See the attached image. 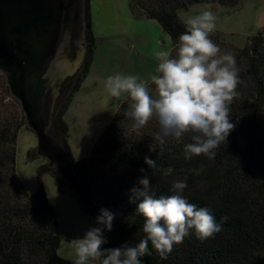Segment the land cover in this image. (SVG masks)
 Returning <instances> with one entry per match:
<instances>
[{
  "label": "trees",
  "instance_id": "1",
  "mask_svg": "<svg viewBox=\"0 0 264 264\" xmlns=\"http://www.w3.org/2000/svg\"><path fill=\"white\" fill-rule=\"evenodd\" d=\"M238 0H130L135 17L153 19L166 33L175 55L178 37L185 29L178 11L193 4L233 7ZM83 22L85 52L78 68L70 76L72 85L51 115L50 126L65 148L63 116L70 96L85 78L93 61L95 36L88 1L85 0ZM210 38L226 43L219 33ZM264 37L261 32L250 37L247 45L234 51L240 83L231 105V121L236 124L225 143L214 149V159L206 155L184 158V144L190 135L176 141L168 139L160 145L152 137L159 131L155 120L142 129H134L133 121L124 116L123 101L103 132L93 144L90 154L73 161L76 183L92 202L94 210L73 197L79 205L96 217L100 209L115 213L112 229L104 230L106 243L102 249L135 246L144 238V218L137 212L139 200L130 201L133 187H142L138 178L150 177L151 194H174L173 181H185L182 195L197 207H207L221 225L213 238L201 241L194 233L175 245L162 259L149 244L142 264H264ZM256 52V53H254ZM158 75V74H157ZM155 94V86L149 82ZM30 130L19 101L11 94L5 76L0 73V264H74L58 253L60 228L56 212L38 182L36 192L29 193L16 168L17 135ZM31 131V130H30ZM154 148L155 150H151ZM36 155L35 148L28 157ZM145 157L155 160L158 169H150ZM174 169L169 176L162 169ZM143 168L145 171L140 172ZM59 188L70 186L54 166L45 165ZM100 226L97 225L96 227ZM102 227V226H101Z\"/></svg>",
  "mask_w": 264,
  "mask_h": 264
},
{
  "label": "clouds",
  "instance_id": "2",
  "mask_svg": "<svg viewBox=\"0 0 264 264\" xmlns=\"http://www.w3.org/2000/svg\"><path fill=\"white\" fill-rule=\"evenodd\" d=\"M185 31L178 37L173 50L155 53L158 66L150 82L137 75L116 73L104 80V89L110 98L127 103L124 116L131 119L134 129L144 128L155 120L159 131L153 139L164 145L168 139L182 140L184 158L206 155L214 159V149L225 143L236 124L231 121V105L237 97L240 83L235 53L222 52L210 36L216 31V16L209 9L184 20ZM151 150H155L152 148ZM150 169H158L155 160L145 157ZM144 172L143 168L139 169ZM165 176L173 173L172 167L162 169ZM140 188L133 187L130 201L139 200L137 212L144 218V238L135 246L102 249L107 241L104 230L112 229L115 213L100 209L97 227H89L82 237L70 240L75 252L74 264H142V257L151 248L166 259L173 247L182 244L185 237L194 233L204 241L221 231V225L207 207H197L182 195L185 181L172 183L171 195L155 197L151 194L150 177L138 178ZM102 226V227H101Z\"/></svg>",
  "mask_w": 264,
  "mask_h": 264
},
{
  "label": "rangeland",
  "instance_id": "3",
  "mask_svg": "<svg viewBox=\"0 0 264 264\" xmlns=\"http://www.w3.org/2000/svg\"><path fill=\"white\" fill-rule=\"evenodd\" d=\"M87 1L96 48L89 71L79 88L70 96L63 116L66 124L63 134L65 149L73 161L89 156L93 144L124 101L123 98L117 100L108 96L104 80L110 75L121 73L137 75L150 82V77L157 75L155 69L159 61L155 53L171 49L170 39L157 21L138 18L131 13L130 0ZM209 9L216 16L217 28L212 35L219 33L226 40V43L219 45L222 52H234L236 48L247 45L250 37L258 32L264 37V0H238L233 7L197 3L179 10L178 17L184 21ZM68 87L61 97L59 94L56 96L55 104L59 105ZM49 131L50 134L55 133L52 126ZM52 136L59 140L61 138L60 134ZM36 145L37 139L32 131H19L16 168L29 193L37 191L38 182L42 184L59 223L57 253L61 258L75 262L70 240L82 237L89 227H96V222L94 216L75 200L72 187L59 188L56 179L44 169L47 164L44 157H28V152Z\"/></svg>",
  "mask_w": 264,
  "mask_h": 264
},
{
  "label": "water",
  "instance_id": "4",
  "mask_svg": "<svg viewBox=\"0 0 264 264\" xmlns=\"http://www.w3.org/2000/svg\"><path fill=\"white\" fill-rule=\"evenodd\" d=\"M83 22L84 0H0V73L36 136V155L94 210L74 179L72 159L47 131L59 84L83 58Z\"/></svg>",
  "mask_w": 264,
  "mask_h": 264
},
{
  "label": "flooded vegetation",
  "instance_id": "5",
  "mask_svg": "<svg viewBox=\"0 0 264 264\" xmlns=\"http://www.w3.org/2000/svg\"><path fill=\"white\" fill-rule=\"evenodd\" d=\"M84 6H85V1H84ZM85 40V39H84ZM86 43L84 42V52H85V47H86V45H85ZM83 56H84V54H83ZM83 59V58H82ZM82 61V60H81ZM78 68V67H77ZM76 68V69H77ZM75 72V71H74ZM73 72V73H74ZM72 73V74H73ZM71 74V75H72ZM71 75H69V76H67V77H65L61 82H60V84H59V87H58V93H57V96H58V94L60 95V97L62 96V94H64L65 93V90H66V88L68 87V86H70V84L72 83V78L70 77ZM69 88V87H68ZM56 99V98H55ZM57 104L58 103H56L55 104V100H54V105H53V109H52V112H53V110H54V108H55V105L57 106ZM51 115H52V113H51Z\"/></svg>",
  "mask_w": 264,
  "mask_h": 264
},
{
  "label": "crops",
  "instance_id": "6",
  "mask_svg": "<svg viewBox=\"0 0 264 264\" xmlns=\"http://www.w3.org/2000/svg\"><path fill=\"white\" fill-rule=\"evenodd\" d=\"M171 50V49H170ZM158 74V73H157Z\"/></svg>",
  "mask_w": 264,
  "mask_h": 264
}]
</instances>
